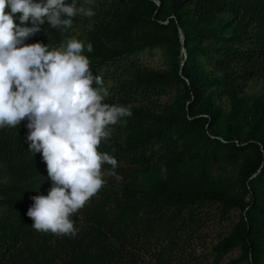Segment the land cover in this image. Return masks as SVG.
I'll return each instance as SVG.
<instances>
[{
	"label": "trees",
	"instance_id": "1",
	"mask_svg": "<svg viewBox=\"0 0 264 264\" xmlns=\"http://www.w3.org/2000/svg\"><path fill=\"white\" fill-rule=\"evenodd\" d=\"M101 1L97 25L91 31L93 51L86 50L83 55L89 58L94 75L104 82L112 81L111 104L130 108L132 115L120 120L123 126L149 130L152 124L163 121L168 127L180 123L187 126L191 122L185 108L200 107L198 114H211L210 99L203 104L209 88L219 87L223 81L234 86L264 77V0ZM77 24L78 16L71 29L61 32L45 22L41 31L25 43L48 38L54 46ZM157 48L165 49L169 58L167 72L153 74L133 69L129 73L134 64L127 65V60ZM202 58L212 72L222 77L209 78L202 68ZM180 83L186 88L182 106L169 117L155 116L152 98L172 92ZM26 123L0 129V166L8 170L12 181L0 192L1 205L6 208V215L0 217V264H83L84 252L94 255L98 264H141L146 258L154 264H201L195 255L196 241L202 245L210 230L214 226L221 229L222 222L229 221L235 212L236 221L231 223L234 227L220 232L211 247L215 262L233 251L241 240L247 253L256 252L259 222L245 223L241 237L243 217L238 211L251 205L264 215V142L260 143L257 164L244 175L251 186L250 203L221 192L171 195L161 188L141 192L129 185L139 170L170 157L158 145L157 136L163 128L158 126L112 153L120 179L104 176L102 189L71 217L77 229L75 237L57 236L34 230L26 216L33 203L31 197L47 195L51 187L41 155L28 151ZM263 126L264 101L250 136ZM225 141L223 146L236 145L233 138ZM109 169L105 164L106 174Z\"/></svg>",
	"mask_w": 264,
	"mask_h": 264
},
{
	"label": "clouds",
	"instance_id": "2",
	"mask_svg": "<svg viewBox=\"0 0 264 264\" xmlns=\"http://www.w3.org/2000/svg\"><path fill=\"white\" fill-rule=\"evenodd\" d=\"M94 4L0 0V129L27 121L28 151L41 155L51 187L47 195L31 197L26 216L34 230L57 236L75 237L71 217L104 186L105 164L107 175L120 179L117 160L99 146L110 138L111 127L132 112L105 102L109 90L93 74L82 41L69 38L59 47L25 41L45 22L67 32L75 17L96 15ZM86 48L93 51L91 43Z\"/></svg>",
	"mask_w": 264,
	"mask_h": 264
},
{
	"label": "rangeland",
	"instance_id": "3",
	"mask_svg": "<svg viewBox=\"0 0 264 264\" xmlns=\"http://www.w3.org/2000/svg\"><path fill=\"white\" fill-rule=\"evenodd\" d=\"M77 3L84 4V0H77ZM101 3V0H95L93 6L95 16L91 18L78 16L77 26L68 35L63 36L59 43L52 46L48 38L38 43L59 47L62 42L74 37L85 44L86 51V45L90 43L91 31L97 25V11ZM156 3L159 4L158 1ZM182 55L185 58L184 51ZM126 62L127 65L134 64L129 67V73L133 69L153 74L165 73L170 68L169 58L163 48L146 50ZM201 65L209 78L222 77V74L212 72L205 59ZM104 86L109 90V96L105 98V102L111 104L112 81H105ZM185 94L186 88L180 83L172 92L154 96L152 98L155 104L152 107L153 114L157 117H169L174 110L182 106V97ZM208 99L213 105L209 115L198 114L200 107L185 108L188 121L191 122L187 126L186 123H180L168 127V124L163 121L152 124L149 130L133 129V127L121 125L119 121L114 125L110 138L100 144L99 151L112 155L115 150L124 147L131 139L146 132H153L155 128L161 126L163 128L157 136L158 145H162L170 157L164 163H151L140 169L129 183L130 187L147 193L161 188L171 195L221 192L244 203H250L252 198L248 189L251 190V186L244 181V175L251 166L257 164V153L262 150L260 143L264 142V126L259 132L250 136L253 121L259 116V110L263 106L264 77L252 81L243 80L234 86L223 81L219 87L209 88L205 92L203 104ZM205 119L208 121L205 122ZM227 137L233 138L235 147H230L229 144L223 146L227 143L225 141ZM212 140H219L221 143H212ZM0 170L2 171L1 192L2 189L11 185L12 181L5 167L0 166ZM258 190L262 191L263 188ZM1 199L0 195V217H3L6 215V208L1 205ZM238 213L243 217L240 228L241 237L245 223H250L252 220L259 222L258 236L254 242L256 252L247 253L244 240H241L233 251L220 258L219 262H215L211 247L215 244V239L220 232L221 234L228 232L234 227L231 223L236 221L234 214L237 217V213L235 212L229 217V221L222 222L221 229L214 226L202 245L196 241L195 255L201 264H264V215H260L257 210L251 208V205L245 210H239ZM82 262L98 264L94 255L87 252L82 254ZM141 264H154V261L146 258Z\"/></svg>",
	"mask_w": 264,
	"mask_h": 264
},
{
	"label": "water",
	"instance_id": "4",
	"mask_svg": "<svg viewBox=\"0 0 264 264\" xmlns=\"http://www.w3.org/2000/svg\"><path fill=\"white\" fill-rule=\"evenodd\" d=\"M181 41H182V44H183V37L181 36Z\"/></svg>",
	"mask_w": 264,
	"mask_h": 264
}]
</instances>
